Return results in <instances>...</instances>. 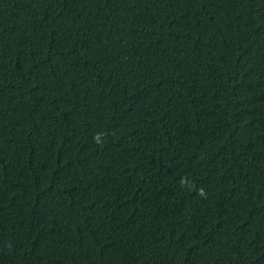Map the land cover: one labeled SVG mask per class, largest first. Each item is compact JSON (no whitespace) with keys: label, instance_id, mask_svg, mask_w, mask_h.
I'll list each match as a JSON object with an SVG mask.
<instances>
[{"label":"trees","instance_id":"trees-1","mask_svg":"<svg viewBox=\"0 0 264 264\" xmlns=\"http://www.w3.org/2000/svg\"><path fill=\"white\" fill-rule=\"evenodd\" d=\"M0 264H264V0H0Z\"/></svg>","mask_w":264,"mask_h":264}]
</instances>
